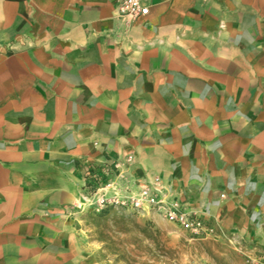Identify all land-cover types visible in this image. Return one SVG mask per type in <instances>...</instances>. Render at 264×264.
Here are the masks:
<instances>
[{
	"label": "crops",
	"instance_id": "1",
	"mask_svg": "<svg viewBox=\"0 0 264 264\" xmlns=\"http://www.w3.org/2000/svg\"><path fill=\"white\" fill-rule=\"evenodd\" d=\"M119 1L0 0V264H100L76 209L143 188L264 244V0Z\"/></svg>",
	"mask_w": 264,
	"mask_h": 264
},
{
	"label": "rangeland",
	"instance_id": "2",
	"mask_svg": "<svg viewBox=\"0 0 264 264\" xmlns=\"http://www.w3.org/2000/svg\"><path fill=\"white\" fill-rule=\"evenodd\" d=\"M104 207L85 197L73 215L75 236L100 264H264V244L215 225L213 235L194 236L150 208Z\"/></svg>",
	"mask_w": 264,
	"mask_h": 264
},
{
	"label": "built area",
	"instance_id": "3",
	"mask_svg": "<svg viewBox=\"0 0 264 264\" xmlns=\"http://www.w3.org/2000/svg\"><path fill=\"white\" fill-rule=\"evenodd\" d=\"M147 12L148 5L145 0H120L116 9L117 17L122 20H136L146 15ZM97 204L100 207L105 204L126 207L129 204L136 209L150 208L179 229L194 236H209L215 232L214 226L195 212L189 211L177 201L158 198L147 188L140 189L129 198L102 196L98 199Z\"/></svg>",
	"mask_w": 264,
	"mask_h": 264
},
{
	"label": "trees",
	"instance_id": "4",
	"mask_svg": "<svg viewBox=\"0 0 264 264\" xmlns=\"http://www.w3.org/2000/svg\"><path fill=\"white\" fill-rule=\"evenodd\" d=\"M95 170L90 171V173L86 176V186H88V190L90 192L95 191L96 188H98L101 185L103 186L105 184V181H102V180H104V178L106 177V173L105 172L102 173V172H100V170H98V171H95ZM101 181H102V184H101ZM110 205L113 206L114 204L104 205L105 207L102 210V213L105 212L107 210V208H109ZM115 206H117V205H115ZM120 207H123L126 209L130 208V209L136 210V208L132 207L129 204L126 207L125 206H120Z\"/></svg>",
	"mask_w": 264,
	"mask_h": 264
}]
</instances>
